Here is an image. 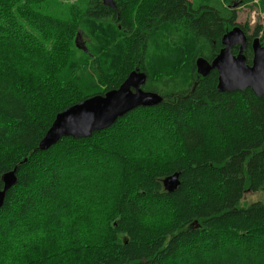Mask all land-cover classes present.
I'll list each match as a JSON object with an SVG mask.
<instances>
[{
	"label": "trees",
	"instance_id": "16d2710c",
	"mask_svg": "<svg viewBox=\"0 0 264 264\" xmlns=\"http://www.w3.org/2000/svg\"><path fill=\"white\" fill-rule=\"evenodd\" d=\"M253 1L0 0V190L17 177L0 264H264V200L245 204L264 193V94L220 92L218 72L197 68L236 27L252 63L264 25L239 23L238 8ZM135 71L161 104L39 148L60 112ZM71 172L90 180L72 185Z\"/></svg>",
	"mask_w": 264,
	"mask_h": 264
},
{
	"label": "water",
	"instance_id": "95a60500",
	"mask_svg": "<svg viewBox=\"0 0 264 264\" xmlns=\"http://www.w3.org/2000/svg\"><path fill=\"white\" fill-rule=\"evenodd\" d=\"M106 6L116 8L114 0H103ZM224 46L220 54L211 62L198 59L197 68L202 76L212 70L218 72V90L220 92H236L252 89L257 96L264 94V47L257 39L253 44V60L247 63L244 51L247 38L240 28L228 32L223 40ZM239 45L240 53L233 55L231 50ZM79 47H84L78 44ZM85 49V47H84ZM87 51V49H85ZM148 75L135 71L129 74L118 89L104 95L91 96L77 105L60 112L39 148L48 150L63 138H90L97 131L105 130L115 124L118 119L140 107H153L163 102V97L154 92L145 91ZM16 171L3 177L4 188L0 190V209L3 207L7 192L16 185ZM179 175L174 174L164 181L165 190L173 192L179 186Z\"/></svg>",
	"mask_w": 264,
	"mask_h": 264
},
{
	"label": "rangeland",
	"instance_id": "374dc122",
	"mask_svg": "<svg viewBox=\"0 0 264 264\" xmlns=\"http://www.w3.org/2000/svg\"><path fill=\"white\" fill-rule=\"evenodd\" d=\"M238 22L242 23V24L249 23V25L251 27H255L256 25H259V24H263L264 25V7L262 6L261 2L256 0V1L247 3L246 5H242L241 7H239L238 8ZM83 37H84L83 34H79L78 44H80L81 46H85V40H84ZM188 45H193L194 50H196L197 45H195L191 40H188V42L186 43L185 47L188 46ZM154 93H156V92H154ZM78 173H80V172H77V173L71 172L70 173L69 182L72 185L74 184V185L82 186V185L86 184L90 180L88 175H86V174H82V175L80 174L82 177L79 178L80 175ZM119 180L116 181V182L115 181H111V184L107 185L108 186L107 187V191H111V193L108 194L110 197H112V193H113L112 189H113V187L117 186L119 184ZM91 183H95V181H93ZM104 188H105V186L102 187L101 189H99L98 192H96L95 194L90 195L89 197L95 199L94 198V195H95L97 197H100V198L97 199L98 201L102 200L103 189ZM258 200H264V193H255V194L248 193L245 196V204H250V203L256 202ZM114 203H115V200L110 202L108 211H111L113 209ZM241 206H242V204H241ZM73 220L75 221V219H73ZM73 220H72V224H73Z\"/></svg>",
	"mask_w": 264,
	"mask_h": 264
},
{
	"label": "flooded vegetation",
	"instance_id": "af4514ba",
	"mask_svg": "<svg viewBox=\"0 0 264 264\" xmlns=\"http://www.w3.org/2000/svg\"><path fill=\"white\" fill-rule=\"evenodd\" d=\"M245 49H246V48H245ZM231 52H232L233 55H238V54L240 53V46H239V51H238L237 54L233 53V48H232ZM244 55H245V54H244ZM245 57H246V56H245Z\"/></svg>",
	"mask_w": 264,
	"mask_h": 264
}]
</instances>
